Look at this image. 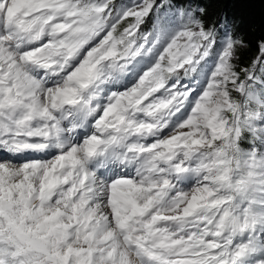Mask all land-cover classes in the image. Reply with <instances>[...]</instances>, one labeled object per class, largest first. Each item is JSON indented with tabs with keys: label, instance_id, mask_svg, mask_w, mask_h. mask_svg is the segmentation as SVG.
I'll use <instances>...</instances> for the list:
<instances>
[{
	"label": "snow or ice",
	"instance_id": "snow-or-ice-1",
	"mask_svg": "<svg viewBox=\"0 0 264 264\" xmlns=\"http://www.w3.org/2000/svg\"><path fill=\"white\" fill-rule=\"evenodd\" d=\"M246 2L0 0V264H264Z\"/></svg>",
	"mask_w": 264,
	"mask_h": 264
},
{
	"label": "trees",
	"instance_id": "trees-1",
	"mask_svg": "<svg viewBox=\"0 0 264 264\" xmlns=\"http://www.w3.org/2000/svg\"><path fill=\"white\" fill-rule=\"evenodd\" d=\"M208 3L210 0H204ZM233 12L241 15L248 22L245 31L248 39L255 41L258 36L264 34V4L260 0H247L246 3H241L231 9ZM255 47L244 50L241 55L242 58H251L255 54Z\"/></svg>",
	"mask_w": 264,
	"mask_h": 264
}]
</instances>
